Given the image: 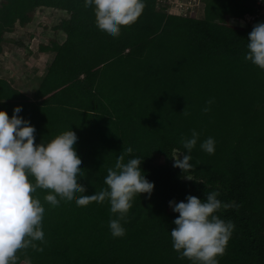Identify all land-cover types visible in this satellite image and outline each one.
<instances>
[{
  "label": "trees",
  "instance_id": "1",
  "mask_svg": "<svg viewBox=\"0 0 264 264\" xmlns=\"http://www.w3.org/2000/svg\"><path fill=\"white\" fill-rule=\"evenodd\" d=\"M181 1L188 0H145L138 21L112 38L96 27L83 0H0V56L6 36L31 26L38 11L63 15L40 34L48 30L53 38L42 40L39 51L55 56L33 97L0 79V110L11 118L22 106L36 143L68 130L77 135L85 169L78 196L106 189L107 171L121 154L124 162L143 160L155 185L150 197L134 198L121 221L123 238L111 235L109 220L116 217L107 200L51 207L48 191L38 189L47 244L18 252V264L26 258L31 264H192L173 250L170 232L179 214L169 202L213 191L233 205L216 214L235 225L219 264H264V70L245 60L254 27L249 18L260 14L264 0H202L201 20L197 13L180 15L174 5ZM193 130L199 140L188 180L172 157L186 151L182 140ZM209 137L214 155L200 148ZM158 156L164 165L154 164Z\"/></svg>",
  "mask_w": 264,
  "mask_h": 264
},
{
  "label": "clouds",
  "instance_id": "2",
  "mask_svg": "<svg viewBox=\"0 0 264 264\" xmlns=\"http://www.w3.org/2000/svg\"><path fill=\"white\" fill-rule=\"evenodd\" d=\"M83 2L85 8L93 9L96 27L112 38L119 37L122 28L134 25L146 6L145 0ZM247 41L245 60L264 70V22L254 25ZM212 103L207 102L209 106ZM22 110V106H16L11 118L0 110V264H18V252L29 248L43 251L36 242L47 244L42 223L45 207L36 195L38 189L48 191L44 201L51 207H58L61 201H74L83 207L107 200L116 217L109 220L111 235L123 238L126 232L121 221L132 208L134 198L142 194L150 197L155 188L141 169L143 160L131 158L124 162L125 156L119 155L114 168L107 171L104 180L107 188L78 196L85 192L79 182L85 169L77 152V135L68 130L48 142L36 143V129L20 116ZM209 110L210 107L203 109L205 113ZM198 140L199 134L193 130L190 138L182 140L186 151L172 157L173 167L180 169L188 180L191 179L185 174L193 168L190 153ZM200 148L214 155V138H207ZM126 151L131 154L133 149L129 147ZM218 196L213 191L203 199L188 196L186 202H169L173 212L179 214L170 232L179 259L186 258L192 264H219L218 257L225 254L235 225L216 214L233 206L222 203ZM23 264H31L30 259L26 258Z\"/></svg>",
  "mask_w": 264,
  "mask_h": 264
},
{
  "label": "rangeland",
  "instance_id": "3",
  "mask_svg": "<svg viewBox=\"0 0 264 264\" xmlns=\"http://www.w3.org/2000/svg\"><path fill=\"white\" fill-rule=\"evenodd\" d=\"M197 1V5H199L195 8V13L201 20L204 18V4L201 3L202 0ZM175 7L177 8V4ZM187 8L191 9L192 5H187ZM61 17H63L62 14L52 10L38 11L31 26L28 28L18 27L15 33L6 36L3 43L4 53L0 56V79L8 80L20 92L28 97H33L55 56L52 53L46 54L39 51L42 40L48 41L49 38H53L48 30L45 31V34H40L43 31V26L55 25V21L58 24ZM260 18H264V9L257 17L249 18V20L253 21L255 25ZM33 33L35 35L32 38L31 34ZM61 39L63 36L60 35V43H62ZM18 43H22V45ZM180 158L182 159V157ZM154 164L164 165L165 158L158 156Z\"/></svg>",
  "mask_w": 264,
  "mask_h": 264
},
{
  "label": "built area",
  "instance_id": "4",
  "mask_svg": "<svg viewBox=\"0 0 264 264\" xmlns=\"http://www.w3.org/2000/svg\"><path fill=\"white\" fill-rule=\"evenodd\" d=\"M197 2H198L197 0H191V1L188 0L187 2L181 1L179 3H176L177 4V8L180 11L179 14L182 15V16L188 17L189 16V12L195 13V8H197L198 5H199V4L197 5ZM187 5H192V8L191 9L187 8Z\"/></svg>",
  "mask_w": 264,
  "mask_h": 264
}]
</instances>
